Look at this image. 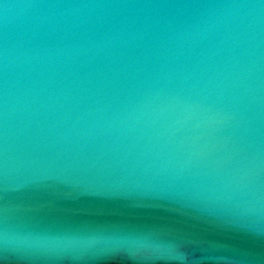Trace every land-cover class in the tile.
Wrapping results in <instances>:
<instances>
[{"label": "water", "instance_id": "95a60500", "mask_svg": "<svg viewBox=\"0 0 264 264\" xmlns=\"http://www.w3.org/2000/svg\"><path fill=\"white\" fill-rule=\"evenodd\" d=\"M0 264H264V3L0 0Z\"/></svg>", "mask_w": 264, "mask_h": 264}, {"label": "clouds", "instance_id": "9594fccd", "mask_svg": "<svg viewBox=\"0 0 264 264\" xmlns=\"http://www.w3.org/2000/svg\"><path fill=\"white\" fill-rule=\"evenodd\" d=\"M5 12L10 7L8 4L3 5ZM55 244L61 243V241H53ZM138 250H143L144 254L149 256L151 259H176L174 256H166L163 254L159 246H154L147 241H136L134 242ZM181 259H186V256L181 257Z\"/></svg>", "mask_w": 264, "mask_h": 264}, {"label": "snow or ice", "instance_id": "6c2138e0", "mask_svg": "<svg viewBox=\"0 0 264 264\" xmlns=\"http://www.w3.org/2000/svg\"><path fill=\"white\" fill-rule=\"evenodd\" d=\"M261 3H264V0H261Z\"/></svg>", "mask_w": 264, "mask_h": 264}]
</instances>
